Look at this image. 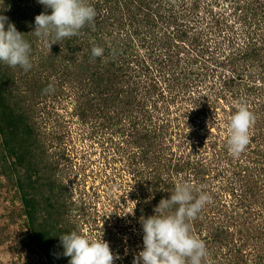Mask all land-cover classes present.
<instances>
[{"label":"trees","instance_id":"16d2710c","mask_svg":"<svg viewBox=\"0 0 264 264\" xmlns=\"http://www.w3.org/2000/svg\"><path fill=\"white\" fill-rule=\"evenodd\" d=\"M85 2L94 21L49 51L55 34L45 40L32 32L45 8L0 0V15L31 48L27 71L0 61V164L19 193L30 242L47 264H68L59 236H86L71 214L74 188L61 174L78 160L70 133L60 123L43 127L45 100L56 94L72 101V115L98 139L101 149H84L85 158L98 151L111 187L125 186L122 195L136 201L132 238L111 222L96 238L119 257L114 264H133L143 249L142 217L178 184L210 197L190 221L207 249L202 264H264V0ZM94 47L103 54L93 57ZM240 106L257 133L234 157L229 133L212 130Z\"/></svg>","mask_w":264,"mask_h":264},{"label":"clouds","instance_id":"9594fccd","mask_svg":"<svg viewBox=\"0 0 264 264\" xmlns=\"http://www.w3.org/2000/svg\"><path fill=\"white\" fill-rule=\"evenodd\" d=\"M45 11L35 17L32 32L45 40L54 33V40L48 45L64 38L75 37L85 25L94 21L96 10L85 0H37ZM51 10L50 14L47 10ZM30 44L24 34L0 15V61L9 66H20L25 71L31 68ZM103 54V49L94 47L93 57ZM254 123L253 114L244 106L231 116L228 124V147L234 157L245 151L250 143L249 130ZM188 184H178L170 198L162 199L155 208V214L142 217L143 249L134 257L133 264H202L207 255L203 241L191 234L190 221L195 219L203 206L210 202L206 194L194 196ZM177 206L172 214L166 210ZM64 249L63 255L69 257L68 264H114V255L108 242L93 240L72 232L59 236Z\"/></svg>","mask_w":264,"mask_h":264},{"label":"rangeland","instance_id":"374dc122","mask_svg":"<svg viewBox=\"0 0 264 264\" xmlns=\"http://www.w3.org/2000/svg\"><path fill=\"white\" fill-rule=\"evenodd\" d=\"M232 20H234L233 16ZM55 95L45 100L46 109L42 114L43 127L44 130L49 131L56 123H60L65 127L64 130L70 133V137L68 136L66 140L69 144L68 148L78 160L75 167L69 163L62 166L61 174L67 177L66 182L74 188L72 200L75 204L71 211L73 219L81 231L93 240H97L100 227L110 222L113 226L116 225L120 235L125 233L123 234L125 239L132 238L133 234L130 233L134 228L133 215L136 201L132 197L122 195L120 190L123 191L125 186L120 189L115 183L116 185L111 187V182L108 183L99 161L102 160V155L98 151L86 156L92 159V163L87 162V166L83 168L86 162L84 149L90 151V146L93 145L94 150H100L98 139L88 137V131L91 129L72 115L74 105L72 101L66 100L63 95L60 97ZM216 123L219 125L213 128V133H228L229 123L224 120H218ZM249 132L257 133L255 123ZM204 133L205 131H201L200 135ZM116 166L120 167L121 164L118 162ZM1 169L0 164V264H47L45 257L28 239L26 218L23 215L19 193L16 187L9 184ZM128 176L131 177L125 175L126 178Z\"/></svg>","mask_w":264,"mask_h":264}]
</instances>
